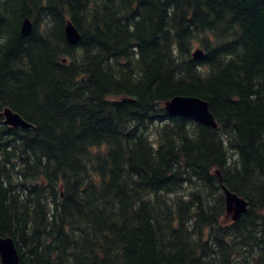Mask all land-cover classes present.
<instances>
[{
    "label": "trees",
    "instance_id": "16d2710c",
    "mask_svg": "<svg viewBox=\"0 0 264 264\" xmlns=\"http://www.w3.org/2000/svg\"><path fill=\"white\" fill-rule=\"evenodd\" d=\"M4 107L33 126L0 117L18 264H264V0H0Z\"/></svg>",
    "mask_w": 264,
    "mask_h": 264
},
{
    "label": "water",
    "instance_id": "95a60500",
    "mask_svg": "<svg viewBox=\"0 0 264 264\" xmlns=\"http://www.w3.org/2000/svg\"><path fill=\"white\" fill-rule=\"evenodd\" d=\"M32 30L30 19L25 18L21 24V32L28 35ZM65 38L69 44H75L79 39V32L70 20L64 26ZM202 55V50L196 49L192 52L194 58ZM164 108L170 115L187 117L197 123L211 128H216L217 123L208 108L205 100L190 95H175L164 102ZM3 122L12 127L22 129L33 127L31 123L24 120L18 113L8 107L0 112ZM225 211L233 221L237 220L241 213L247 208L244 198L224 189ZM0 260L1 264H18V253L10 237L0 236Z\"/></svg>",
    "mask_w": 264,
    "mask_h": 264
},
{
    "label": "rangeland",
    "instance_id": "374dc122",
    "mask_svg": "<svg viewBox=\"0 0 264 264\" xmlns=\"http://www.w3.org/2000/svg\"><path fill=\"white\" fill-rule=\"evenodd\" d=\"M196 48L199 49L198 47H194L192 50L194 51V50H196Z\"/></svg>",
    "mask_w": 264,
    "mask_h": 264
}]
</instances>
